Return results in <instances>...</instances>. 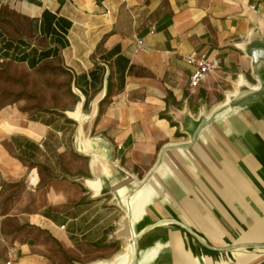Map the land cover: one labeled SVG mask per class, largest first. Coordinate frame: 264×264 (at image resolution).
<instances>
[{"label":"crops","instance_id":"1","mask_svg":"<svg viewBox=\"0 0 264 264\" xmlns=\"http://www.w3.org/2000/svg\"><path fill=\"white\" fill-rule=\"evenodd\" d=\"M188 55L219 63L192 90ZM8 63L74 104L0 107V222L126 240L90 264H264V0H0Z\"/></svg>","mask_w":264,"mask_h":264},{"label":"rangeland","instance_id":"2","mask_svg":"<svg viewBox=\"0 0 264 264\" xmlns=\"http://www.w3.org/2000/svg\"><path fill=\"white\" fill-rule=\"evenodd\" d=\"M10 64H0V107L17 104L21 112L36 113L73 106L68 78L62 77L61 68L43 63L27 70ZM18 193L15 191L16 197ZM109 241V246L65 245L38 227L6 218L0 222V264H6L8 250L16 254L12 264H90L107 259L111 252L122 253L126 247V240H116L115 236Z\"/></svg>","mask_w":264,"mask_h":264},{"label":"built area","instance_id":"3","mask_svg":"<svg viewBox=\"0 0 264 264\" xmlns=\"http://www.w3.org/2000/svg\"><path fill=\"white\" fill-rule=\"evenodd\" d=\"M150 34L154 33V28H151L149 31ZM143 42L141 39H135V50L134 52L141 51ZM184 61L194 67V72L189 78L188 87L189 89H196L203 82L206 81L208 75L218 68V60L214 58H209L207 56H194L188 55L184 57ZM7 262L6 264H12L15 259L14 252L8 250L6 253Z\"/></svg>","mask_w":264,"mask_h":264}]
</instances>
